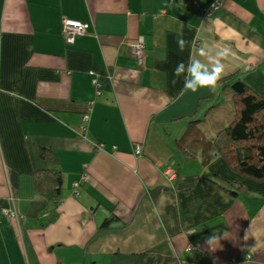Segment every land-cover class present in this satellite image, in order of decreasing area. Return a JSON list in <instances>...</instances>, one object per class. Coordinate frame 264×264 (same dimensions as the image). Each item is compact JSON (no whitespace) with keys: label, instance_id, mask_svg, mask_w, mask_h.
Instances as JSON below:
<instances>
[{"label":"crops","instance_id":"obj_1","mask_svg":"<svg viewBox=\"0 0 264 264\" xmlns=\"http://www.w3.org/2000/svg\"><path fill=\"white\" fill-rule=\"evenodd\" d=\"M68 20L90 24L71 46ZM204 44L230 47L222 77L264 95V0H0V264H264V181L177 145L221 97L219 82L171 83ZM44 148L64 178L57 207L36 190Z\"/></svg>","mask_w":264,"mask_h":264},{"label":"trees","instance_id":"obj_2","mask_svg":"<svg viewBox=\"0 0 264 264\" xmlns=\"http://www.w3.org/2000/svg\"><path fill=\"white\" fill-rule=\"evenodd\" d=\"M219 84V101L204 116L189 121L184 135L177 140L178 148L188 160L201 158L208 165L220 157L233 172L264 181V95L247 84L239 72L222 77ZM41 157L50 165L35 173L36 190L46 202L60 206L64 178L57 158L45 148ZM174 166L180 173V168ZM210 181L220 186L215 179ZM226 189L237 194L238 187L230 185ZM110 223L107 219L104 226Z\"/></svg>","mask_w":264,"mask_h":264},{"label":"clouds","instance_id":"obj_3","mask_svg":"<svg viewBox=\"0 0 264 264\" xmlns=\"http://www.w3.org/2000/svg\"><path fill=\"white\" fill-rule=\"evenodd\" d=\"M176 44L180 52H183L186 47L190 46L189 41L184 38L182 32L177 34ZM235 58L236 54L230 47L201 45L196 49L194 55L189 56L187 62L181 60L175 65L172 70L173 79L171 83L175 85L178 78L182 77L183 92L190 91L196 93L204 88L215 91L225 71L224 62ZM219 238L212 233V235L205 239V244L213 249L214 245L218 244Z\"/></svg>","mask_w":264,"mask_h":264},{"label":"built area","instance_id":"obj_4","mask_svg":"<svg viewBox=\"0 0 264 264\" xmlns=\"http://www.w3.org/2000/svg\"><path fill=\"white\" fill-rule=\"evenodd\" d=\"M89 28H90V26L87 23H81V22L72 21V20L65 21L63 35L66 39V43L68 45H73L76 38L82 37L88 33ZM131 47H132V53H133L135 59L138 61V63L140 65H143L144 59H145V51H144L145 50V42H144V39L136 40L134 43H132ZM92 75L94 76L93 84L98 89V96H100L101 95V91H100L101 84L99 82V79L96 78V74L92 73ZM84 117L87 119L88 114H86ZM141 152H142V148L140 146H138L136 148V154L140 155ZM165 174L170 179H175L178 175V172L176 170V167L174 165H172V166H169L167 168ZM88 178L89 177H88L87 173H84L83 181H87ZM12 200H13V198H12ZM2 214L8 218H11V219H16V218L21 217L15 209H13V210L12 209H10V210L3 209ZM190 250H193V247H191ZM247 258L250 259L251 257L248 255Z\"/></svg>","mask_w":264,"mask_h":264},{"label":"rangeland","instance_id":"obj_5","mask_svg":"<svg viewBox=\"0 0 264 264\" xmlns=\"http://www.w3.org/2000/svg\"><path fill=\"white\" fill-rule=\"evenodd\" d=\"M84 173H87V175L89 177L88 180L86 181V182H88L90 180V174L88 172H86V171Z\"/></svg>","mask_w":264,"mask_h":264}]
</instances>
